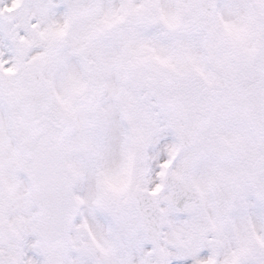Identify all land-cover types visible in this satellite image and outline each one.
I'll return each mask as SVG.
<instances>
[{"label": "snow or ice", "instance_id": "6c2138e0", "mask_svg": "<svg viewBox=\"0 0 264 264\" xmlns=\"http://www.w3.org/2000/svg\"><path fill=\"white\" fill-rule=\"evenodd\" d=\"M0 264H264V0H0Z\"/></svg>", "mask_w": 264, "mask_h": 264}]
</instances>
